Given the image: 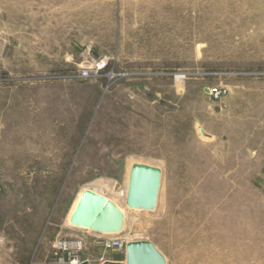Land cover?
<instances>
[{
    "label": "rangeland",
    "instance_id": "1",
    "mask_svg": "<svg viewBox=\"0 0 264 264\" xmlns=\"http://www.w3.org/2000/svg\"><path fill=\"white\" fill-rule=\"evenodd\" d=\"M85 190L166 264H264V0H0V264L123 261L66 222Z\"/></svg>",
    "mask_w": 264,
    "mask_h": 264
},
{
    "label": "water",
    "instance_id": "2",
    "mask_svg": "<svg viewBox=\"0 0 264 264\" xmlns=\"http://www.w3.org/2000/svg\"><path fill=\"white\" fill-rule=\"evenodd\" d=\"M204 135V132L200 130ZM161 182L157 167L134 164L130 169L126 206L132 210L153 211ZM124 216L119 208L105 197L85 190L72 212L69 223L73 227L89 229L99 234H119ZM81 264H90L87 261ZM103 264H166L164 256L149 241H130L125 246L124 260Z\"/></svg>",
    "mask_w": 264,
    "mask_h": 264
},
{
    "label": "built area",
    "instance_id": "3",
    "mask_svg": "<svg viewBox=\"0 0 264 264\" xmlns=\"http://www.w3.org/2000/svg\"><path fill=\"white\" fill-rule=\"evenodd\" d=\"M106 64L103 61H97L93 63L94 74H98L100 71L104 70ZM92 72L83 70L79 77L87 78ZM128 243L123 234L119 233L113 237L103 236L99 239L98 247L111 250L113 253H118L124 259L125 255V246ZM58 248L66 252V257L61 258L57 264H81L84 261L89 262V260L82 259L79 253L84 248V242L81 239H75L71 242H59ZM106 260L101 258L99 264H103Z\"/></svg>",
    "mask_w": 264,
    "mask_h": 264
},
{
    "label": "bare ground",
    "instance_id": "4",
    "mask_svg": "<svg viewBox=\"0 0 264 264\" xmlns=\"http://www.w3.org/2000/svg\"><path fill=\"white\" fill-rule=\"evenodd\" d=\"M128 181H129V180H127V183H126V185H125V187H124V190L122 191V193H120V196L118 197V199H119V201H120V203H121V205H122L123 207L126 206V197H127V192H128ZM80 196H81V194H79V195L77 196V198H76V200H75V202H74V204H73V206H72V209H71V211H70V213H69V215H68V217H67V220H66L67 223H69L70 216H71L72 212L74 211V209H75V207H76V205H77V203H78V200H79ZM119 210L121 211V213H123L122 210H121L120 208H119ZM88 230H89V229H88ZM103 235L108 236V237H113V236H115V235H117V234H103ZM125 237H126V239L128 240V242H130L129 239H128V235H125ZM105 262H106V261H105Z\"/></svg>",
    "mask_w": 264,
    "mask_h": 264
}]
</instances>
